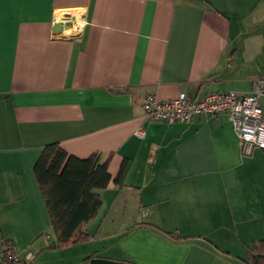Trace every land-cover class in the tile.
<instances>
[{"label":"crops","instance_id":"crops-1","mask_svg":"<svg viewBox=\"0 0 264 264\" xmlns=\"http://www.w3.org/2000/svg\"><path fill=\"white\" fill-rule=\"evenodd\" d=\"M260 79L264 0H0V254L244 264L253 243L264 251V150L243 153L225 115L168 124L141 107L145 94L197 100ZM53 142L110 155L89 239L60 248L33 172Z\"/></svg>","mask_w":264,"mask_h":264},{"label":"trees","instance_id":"trees-1","mask_svg":"<svg viewBox=\"0 0 264 264\" xmlns=\"http://www.w3.org/2000/svg\"><path fill=\"white\" fill-rule=\"evenodd\" d=\"M109 159L110 155L101 160L97 152L80 158L67 153L56 142L43 146L34 163L33 172L55 236V244L50 248H60L89 239V234L82 228L95 217L101 204L99 191L111 180ZM125 167L126 161L123 160L114 178L116 182H119ZM166 234L171 237L174 235L173 232ZM10 251L12 250L6 249L3 253ZM20 262L25 264L21 260ZM242 262L264 264L261 242L249 247Z\"/></svg>","mask_w":264,"mask_h":264},{"label":"built area","instance_id":"built-area-1","mask_svg":"<svg viewBox=\"0 0 264 264\" xmlns=\"http://www.w3.org/2000/svg\"><path fill=\"white\" fill-rule=\"evenodd\" d=\"M264 95V79H260L249 93H236L230 90H217L193 99L179 93L170 99H159L154 94H145L141 107L148 122L174 123L189 121L197 115H225L236 134L241 151L251 147L264 149V114L259 103ZM136 136H144L142 128L134 131ZM30 254H26L29 257ZM20 257L13 250L0 254V264H21Z\"/></svg>","mask_w":264,"mask_h":264},{"label":"water","instance_id":"water-1","mask_svg":"<svg viewBox=\"0 0 264 264\" xmlns=\"http://www.w3.org/2000/svg\"><path fill=\"white\" fill-rule=\"evenodd\" d=\"M54 26H58V29L61 30L62 28H67L69 26V23L58 21L55 23ZM88 264H132V263L128 261H117L108 258L93 257L89 259Z\"/></svg>","mask_w":264,"mask_h":264}]
</instances>
